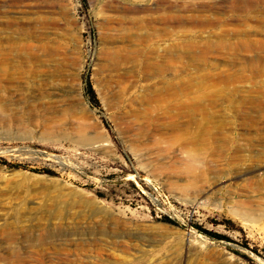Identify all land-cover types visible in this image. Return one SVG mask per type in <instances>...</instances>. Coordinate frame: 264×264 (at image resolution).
I'll list each match as a JSON object with an SVG mask.
<instances>
[{
  "label": "rangeland",
  "instance_id": "obj_1",
  "mask_svg": "<svg viewBox=\"0 0 264 264\" xmlns=\"http://www.w3.org/2000/svg\"><path fill=\"white\" fill-rule=\"evenodd\" d=\"M0 264H264V0H0Z\"/></svg>",
  "mask_w": 264,
  "mask_h": 264
},
{
  "label": "bare ground",
  "instance_id": "obj_2",
  "mask_svg": "<svg viewBox=\"0 0 264 264\" xmlns=\"http://www.w3.org/2000/svg\"><path fill=\"white\" fill-rule=\"evenodd\" d=\"M169 85H170V84H169ZM215 86H216V85H215ZM203 87H204V86H203ZM169 88H171V89H175V90H177V91H182V92L184 91V92L182 93V95H181V97L184 98V97H185V95H184L185 92L187 91V93H188L192 87H190V85H179V86H175V85L173 84V85L169 86ZM169 88L167 87V90H168V91L171 90V89H169ZM196 88H197V87H196ZM204 88H205V87H204ZM211 89H212V88H211ZM215 89H216V88H215ZM215 89H214V90H215ZM217 89H218V88H217ZM198 90H199V91H198ZM198 90H197V91L200 92V89H198ZM201 90H202V89H201ZM202 91H203V90H202ZM207 91H208V89H207L205 92H206V93H209V92H207ZM219 91H220V89H219ZM171 92H173V90H172ZM174 92H176V91H174ZM203 92H204V91H203ZM201 93H202V92H201ZM206 93H205V95H206ZM210 93H211V92H210ZM210 93H209V94H210ZM213 93H214V92H213ZM219 93H220V92H219ZM188 94H189V93H188ZM215 94H216V93H215ZM217 94H218V92H217ZM217 94H216V95H217ZM196 96L198 97V96H200V94H197ZM210 96H211V94H210ZM217 96H218V95H217ZM170 97H171V102H170V104H172L173 102H175L176 99H177V100H180V95H176V94H174V95H171ZM187 97H188V96H187ZM189 97H190V94H189ZM189 97H188V99H190ZM200 97H203V96H200ZM214 97H215V95H214ZM182 98H181V99H182ZM191 98H192V97H191ZM198 98H199V97H198ZM204 98H205V97H204ZM204 98H203V99H202V98H199V100H198V99H197V100H198V102H199L201 99L204 100ZM208 98H211V97H208ZM193 99H194V97H193ZM206 99H207V98H206ZM206 99H205V100H206ZM216 99H217V98H216ZM197 100H196V101H197ZM202 100H201L200 102H202ZM226 100H227V99H226ZM194 101H195V100H194ZM210 101H211V100H210ZM212 101H214V99H212ZM205 102H206V101H205ZM182 103H183V102H182ZM185 103H186V105L188 104L187 102H185ZM207 103H209V102H207ZM207 103H206V104H207ZM210 103H212V102H210ZM210 103H209V104H210ZM203 104H204V103H203ZM209 104H208V105H209ZM178 105H179L181 108L185 106V105L182 106L183 104H181V103H179ZM188 105L190 106V104H188ZM188 105H187V106H188ZM179 106H178V107H179ZM187 106H186V107H187ZM189 106H188V107H189ZM191 106H195V107L192 108V109H188V110H192V111L194 110V111H197V112L200 113V115L202 114V115L205 116V117H207V116L209 115V113H208V109H207L206 107L201 106V105H191ZM191 106H190V107H191ZM210 106H211V109H212V104H211ZM230 106H231V105H230ZM188 107H187V108H188ZM190 107H189V108H190ZM207 107H209V106H207ZM176 108H177V106H176ZM181 108H180V109H181ZM185 109H186V108H185ZM205 109H206V111H205ZM211 109H210V110H211ZM213 109H215V108H213ZM213 109H212V110H213ZM197 112H196V113H197ZM206 112H207L208 115L206 114ZM212 112H213V111H212ZM223 112H224V111H223ZM216 113H217V112H216ZM211 114H212V113H211ZM213 116H214V115H213ZM210 117H211V116L209 115L207 118H210ZM194 118H195V117H194ZM203 118H204V117H203ZM212 118H213V117H212ZM207 120H208V119H206V121H204L205 124H203V126H204V125L206 126V122H207ZM215 120H216V119H215ZM198 121H199V120H197L196 122H198ZM199 122H200V121H199ZM201 122H202V121H201ZM190 123H191V122H190ZM194 124L196 125V123H194ZM201 124H202V123H201ZM199 125H200V124H199ZM207 126H208V125H207ZM207 126H206V127H207ZM194 127L197 128L196 126H194ZM194 127H193V128H194ZM201 127H202V125H201ZM203 128H204V127H203ZM208 128H209V127H208ZM199 129H200V128H199ZM205 129H206V128H205ZM209 129H210V128H209ZM207 130H208V129H207ZM219 130H220V129H219ZM219 130H218V131H219ZM221 130H222V129H221ZM202 131H203V129H202ZM209 131H210V130H209ZM209 131H208V132H209ZM215 131L217 132V129H216ZM215 131H214V132H215ZM188 132H189V131H188ZM203 132H204V131H203ZM203 132L200 134L201 136H202ZM210 132H211V131H210ZM197 134H198V133H197ZM211 134L213 135V133H211ZM205 135H206V134H205ZM214 135H216V134H214ZM214 135H213V136H214ZM217 135H218V134H217ZM219 135H220V133H219ZM191 136H192V134H191ZM194 136L196 137V135H194ZM194 136H192V138H194V140H195L196 142H195L193 139H192V141L196 144V146L198 147V149H202V150H203L204 147L207 146V142L204 141L205 138H204V140H203V139H201V136L198 135L200 138H196V139H195ZM207 136H208V135H207ZM213 136H212V137H213ZM221 136H223V135H221ZM224 136H225V135H224ZM185 137L187 138L188 136H185ZM208 137H209V136H208ZM212 137H209V139L206 138V140H207V139H208V140H212V143L209 144V146L211 147V148H209V149H212V150H213V152H212V153H213V156L216 155L215 153H216L217 151L220 152V153H219V156L224 155V154L228 151V149L226 150V146H224L225 148L221 150V148H222V146H223L221 140H223V139H222L221 137H218V136H217L218 139H216V138H212ZM226 138H227V135H226ZM228 139H230V138H228ZM186 140H187V139H186ZM188 140H189V139H188ZM208 140H207V141H208ZM224 140H225V138H224ZM231 140H232V139H231ZM229 141H230V140H229ZM190 142H191V141H190ZM193 142H192V143H193ZM224 142H226V141H223V143H224ZM227 145L229 146V143H228ZM198 149H197V151H199ZM205 149H207V148H205ZM205 149H204V150H205ZM204 150H203V151H204ZM223 150H224V151H223ZM214 151H215V152H214ZM235 151H236V150H235ZM241 151H242V150H241ZM199 152H201V151H199ZM199 152H198V153H199ZM203 153H204V152H203ZM206 153H207V152H206ZM237 153H238V152H237ZM228 155H229V154L227 153L226 157H228ZM211 158H212V157H211ZM234 158H235V157H234ZM229 161H230V160H229ZM233 162H234V161H233ZM199 172H200V171H199ZM194 174H195V173H194ZM198 175H199V179H200L201 181H203L204 183L207 182L209 176L206 175V173H202V172H200V174H198ZM193 177H195V176H193ZM197 179H198V177H197ZM194 180H195V179H194ZM198 181H199V180H198ZM195 183H196V181H195ZM197 184H198V183H197ZM201 192H202V191H201ZM208 192H209V188H207V189H206V188L203 189V194H204V195H207ZM200 194H201V193H200ZM200 198H201V197H200Z\"/></svg>",
  "mask_w": 264,
  "mask_h": 264
},
{
  "label": "built area",
  "instance_id": "obj_3",
  "mask_svg": "<svg viewBox=\"0 0 264 264\" xmlns=\"http://www.w3.org/2000/svg\"><path fill=\"white\" fill-rule=\"evenodd\" d=\"M155 211L156 214L160 218H168L173 222H181V224L186 225L185 219H182L181 214L182 211L175 206H173L168 199L164 198L162 199V202L160 204H155ZM187 220H189L187 218Z\"/></svg>",
  "mask_w": 264,
  "mask_h": 264
},
{
  "label": "trees",
  "instance_id": "obj_4",
  "mask_svg": "<svg viewBox=\"0 0 264 264\" xmlns=\"http://www.w3.org/2000/svg\"><path fill=\"white\" fill-rule=\"evenodd\" d=\"M86 93H87V97H88L89 101H91L93 104L99 106V101H98V98H97V94H96V92H95V90L93 88V85L90 82V80H87ZM15 167H18V166H15ZM44 173H47V174H50V175H54L55 174L53 171H50V170H47V169L44 170ZM100 196H103V195H100ZM164 220L166 222L171 223V224H176L175 222L171 221L168 218H165ZM197 229L201 233L209 235L212 238H215V239H227V237H225V236H222V235H219V234H216V233H213V232L206 231V230L202 229L201 227H197Z\"/></svg>",
  "mask_w": 264,
  "mask_h": 264
}]
</instances>
